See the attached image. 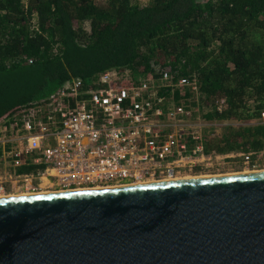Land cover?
Returning <instances> with one entry per match:
<instances>
[{
	"label": "trees",
	"instance_id": "16d2710c",
	"mask_svg": "<svg viewBox=\"0 0 264 264\" xmlns=\"http://www.w3.org/2000/svg\"><path fill=\"white\" fill-rule=\"evenodd\" d=\"M114 70L191 80L158 94L211 126L206 153L264 152V0H0V122ZM3 149L0 171L43 168Z\"/></svg>",
	"mask_w": 264,
	"mask_h": 264
},
{
	"label": "water",
	"instance_id": "95a60500",
	"mask_svg": "<svg viewBox=\"0 0 264 264\" xmlns=\"http://www.w3.org/2000/svg\"><path fill=\"white\" fill-rule=\"evenodd\" d=\"M0 264H264V171L0 197Z\"/></svg>",
	"mask_w": 264,
	"mask_h": 264
},
{
	"label": "built area",
	"instance_id": "2783aa9c",
	"mask_svg": "<svg viewBox=\"0 0 264 264\" xmlns=\"http://www.w3.org/2000/svg\"><path fill=\"white\" fill-rule=\"evenodd\" d=\"M134 79L107 71L90 80L73 78L43 100L0 122L5 158L22 164L30 154L43 165L36 173L0 171V193L8 189L42 193L133 185L192 176L220 165L233 154L206 153L203 133L184 123L190 110L160 96L176 82ZM7 144H10L7 148ZM249 161L252 154H243ZM201 176V175H200Z\"/></svg>",
	"mask_w": 264,
	"mask_h": 264
},
{
	"label": "rangeland",
	"instance_id": "374dc122",
	"mask_svg": "<svg viewBox=\"0 0 264 264\" xmlns=\"http://www.w3.org/2000/svg\"><path fill=\"white\" fill-rule=\"evenodd\" d=\"M148 0H138L140 4L147 3ZM184 123L192 126L194 129L200 131L204 134L211 131V126L208 124H205L204 122H201L197 116H191L188 118V120H185ZM233 155H230L227 159H221L220 165L215 166L214 168L206 169L203 172H198L196 175H192L189 177H199L201 176H214V175H226V174H233V173H244V172H252L261 170L264 171V152H260L256 155L254 159H250L247 161L242 154L240 153H231ZM181 177L177 179H185L189 178ZM50 189H44V192H52L49 191ZM24 191L21 190H14L9 188L7 194H3V196H10V195H20ZM55 192V191H54ZM59 192V191H57ZM23 194H31V193H23ZM34 194V193H32ZM37 194V193H36ZM22 195V194H21Z\"/></svg>",
	"mask_w": 264,
	"mask_h": 264
},
{
	"label": "bare ground",
	"instance_id": "6f19581e",
	"mask_svg": "<svg viewBox=\"0 0 264 264\" xmlns=\"http://www.w3.org/2000/svg\"><path fill=\"white\" fill-rule=\"evenodd\" d=\"M253 172H261V170L259 171V170H257V171H250V172H244V173H253ZM237 174H241V173H237ZM231 175H236V173H233V174H226V175H214V176H199V177H189V178H185V179H191V178H203V177H219V176H231ZM170 180H179V179H164L163 181H170ZM150 182H157L156 180L155 181H152V180H149V181H145V182H140V183H137V184H141V183H150ZM99 188H102V187H99ZM104 188V187H103ZM61 191H69V190H60L59 192H61ZM23 193H34V194H36L35 192H22V193H20V195L22 194V195H27V194H23ZM3 194H5V193H0V197H4L3 196ZM10 196H18V195H10Z\"/></svg>",
	"mask_w": 264,
	"mask_h": 264
},
{
	"label": "flooded vegetation",
	"instance_id": "af4514ba",
	"mask_svg": "<svg viewBox=\"0 0 264 264\" xmlns=\"http://www.w3.org/2000/svg\"><path fill=\"white\" fill-rule=\"evenodd\" d=\"M205 170V168H203V171Z\"/></svg>",
	"mask_w": 264,
	"mask_h": 264
}]
</instances>
